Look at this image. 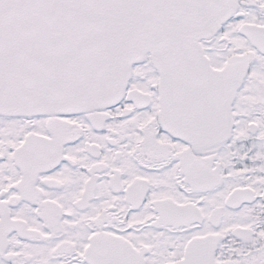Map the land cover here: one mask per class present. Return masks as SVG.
Wrapping results in <instances>:
<instances>
[{
  "label": "snow or ice",
  "instance_id": "1",
  "mask_svg": "<svg viewBox=\"0 0 264 264\" xmlns=\"http://www.w3.org/2000/svg\"><path fill=\"white\" fill-rule=\"evenodd\" d=\"M0 264H264V0H0Z\"/></svg>",
  "mask_w": 264,
  "mask_h": 264
}]
</instances>
